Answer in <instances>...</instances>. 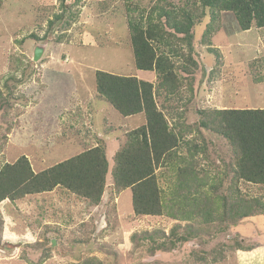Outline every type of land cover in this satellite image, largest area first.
Here are the masks:
<instances>
[{"label":"rangeland","instance_id":"374dc122","mask_svg":"<svg viewBox=\"0 0 264 264\" xmlns=\"http://www.w3.org/2000/svg\"><path fill=\"white\" fill-rule=\"evenodd\" d=\"M160 1L81 0L76 5L74 0H66L67 10L62 0H0V92L5 97L0 102V169L26 156L39 173L99 144L110 147L111 158L117 151L115 142L109 143L111 136L120 137V147L125 145L124 131L144 123L145 115L141 120L124 117L100 97L96 71L159 82L155 71L136 68L128 20ZM216 16L219 21L212 35H205L212 22L210 15L193 27L196 65L188 58L172 57L184 79L180 100L179 96L171 102L158 98L160 106L187 108L177 124L183 133L195 128L192 137L201 151L196 159L201 169L230 172L221 175L223 186L213 176L209 185L214 183L219 190L208 197L214 205L204 208L202 194L195 198L188 185H176V164L158 171L163 202L172 214L184 213L188 218L180 222L178 234L196 232L208 243L203 246L200 238L191 237L166 247L165 252L158 251L163 242L161 230L168 235L179 222L165 214L137 216L131 190L121 192L119 199L121 193L113 189L109 174L99 206L62 187L16 202H1L0 264H181L193 249L216 245L229 247V255L226 261L214 264H264V215L223 223L210 221L207 215L212 208L221 207L218 195L223 196L232 184L245 198L264 202V185L234 181L229 142L196 127L204 119L202 110L264 109V28L254 25L242 31L234 12ZM173 42H177L176 49L188 52L182 42ZM38 47L44 53L35 61ZM178 155L188 157L186 146ZM182 166L190 168L191 160ZM193 199L200 200L197 206Z\"/></svg>","mask_w":264,"mask_h":264},{"label":"trees","instance_id":"16d2710c","mask_svg":"<svg viewBox=\"0 0 264 264\" xmlns=\"http://www.w3.org/2000/svg\"><path fill=\"white\" fill-rule=\"evenodd\" d=\"M62 1L64 4L66 0ZM74 2L77 5L81 0ZM63 6L64 9H69L65 4ZM224 11L235 13L242 31H248L254 25L264 28V0H185L183 4L163 0L149 11L143 9L137 17L131 16L128 20L136 68L155 71L159 82L155 84L137 77L96 71V89L100 97L124 117L145 115L146 124L127 133V142L113 157L111 175L113 189L118 194L131 190L132 205L137 216L165 214L179 222L168 235L161 230L160 241L163 242L159 244L160 252H165L166 247L188 242L191 237L200 238L203 246L208 240L196 232L191 233L192 235L189 233V236L178 234L180 222L188 221V218L184 213L172 214L171 207L163 202L164 191L158 181L159 169L168 165L175 168L176 164L179 171L176 185L179 184L182 188L188 185V188L194 190L195 198L198 193L202 194L201 205L204 208L214 205L208 197L219 190V186H214V183L209 185L212 179L214 182L213 176L218 177L223 186L224 176L221 175L226 177L230 173H213L201 169L202 164L196 160L201 151H198L195 138L192 137L195 128H189V133H183L177 124L187 108L180 110L178 107L158 104V98L161 97L169 98L171 102L176 99L175 96H179L177 99L180 100L184 79L179 72L178 61L172 57L182 56L196 65L192 58L193 27L210 15L212 22L205 35H212L219 21L216 15ZM174 40L182 42L188 52L176 49L177 42L174 43ZM181 68L186 73H192L183 66ZM192 99L193 96L189 101ZM3 101L5 97L0 92V102ZM200 114L204 119L196 127L217 133L232 146L234 158L230 165L233 167L234 181L264 185V109H210L202 110ZM170 120L175 121V125ZM182 146H186L188 157L178 155ZM188 160H191V167L187 169L182 164ZM194 162L197 163L196 167H193ZM109 167L106 149L100 144L39 173L32 169L28 158L22 156L15 163H7L0 169V203L8 199L16 202L27 196L52 192L62 187L89 200L93 206H99L110 173ZM207 186L210 187L209 190H206ZM218 196L221 207L207 212L210 221L219 220L223 223L255 214L264 215V202L256 198H245L235 184L230 185L223 196ZM196 200L193 199V202ZM198 202L200 200L196 201V206ZM213 213H217L218 217H213ZM191 218L192 216L189 219ZM0 223L3 225L1 219ZM227 250L229 247L226 245L195 248L191 251L190 258L181 264H214L226 261L229 255Z\"/></svg>","mask_w":264,"mask_h":264},{"label":"crops","instance_id":"0c3cea01","mask_svg":"<svg viewBox=\"0 0 264 264\" xmlns=\"http://www.w3.org/2000/svg\"><path fill=\"white\" fill-rule=\"evenodd\" d=\"M145 81H149V80H145ZM149 82H151V81H149ZM153 83V82H152ZM140 116H144L143 114H139V115H135V116H132V117H136V118H138V120H141L142 119V117H140ZM142 122H144V120H142ZM141 122V123H142ZM146 124V118H145V122L144 123H142V124H140L139 126H132L131 127V129L130 130H126V131H124V134L126 133V135H127V133H129V132H131V131H133V130H136V129H138V128H140V127H142V126H144ZM132 125V124H131ZM134 127V128H133ZM98 137V136H97ZM99 138V137H98ZM98 140H100V138L98 139ZM103 139H101L100 141H102ZM105 140V139H104ZM108 140H109V143H111L112 141L113 142H115V145L117 146V151L115 152V153H113V155H112V157L111 158H109L108 156L110 155L109 153H111L108 149L110 148H107L106 149V153H107V158H108V161H109V165H110V173L109 174H111V170H112V166H113V162L112 161H110V160H112L113 159V157L116 155V153L118 152V150L121 148L120 146H121V141H120V137H118V136H111V138H108ZM105 143H108L106 140H105ZM123 143V142H122ZM98 145H96V146H92V147H89L88 149H90V148H93V147H97ZM82 152H84V151H82ZM82 152H80V153H82ZM111 183V182H110ZM112 185V184H111ZM127 191H130V190H126V191H124L123 193H125V192H127ZM131 192V191H130ZM123 193H121L120 194V196H119V199H120V197L123 195ZM118 199V200H119ZM117 200V203L119 202Z\"/></svg>","mask_w":264,"mask_h":264},{"label":"water","instance_id":"95a60500","mask_svg":"<svg viewBox=\"0 0 264 264\" xmlns=\"http://www.w3.org/2000/svg\"><path fill=\"white\" fill-rule=\"evenodd\" d=\"M44 53L43 47H38L34 53V60L39 61ZM55 244V242H53Z\"/></svg>","mask_w":264,"mask_h":264}]
</instances>
